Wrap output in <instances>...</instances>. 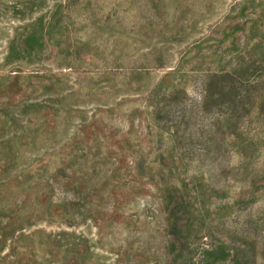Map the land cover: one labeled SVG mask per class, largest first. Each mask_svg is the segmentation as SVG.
Instances as JSON below:
<instances>
[{
    "label": "rangeland",
    "instance_id": "obj_1",
    "mask_svg": "<svg viewBox=\"0 0 264 264\" xmlns=\"http://www.w3.org/2000/svg\"><path fill=\"white\" fill-rule=\"evenodd\" d=\"M58 7L42 51L8 65L12 39L40 17L48 26ZM235 52L263 83L225 130L213 112L233 96L205 98L202 82L229 70ZM263 56L264 0H0V207L17 205L25 234L44 244L37 264H77L62 252L44 262L40 230L87 238L94 254L81 264H169L179 254L231 264L217 259L222 248L264 264ZM175 87L189 106L182 157L147 100L159 90L161 104ZM103 173L111 184L84 207L76 192ZM205 244L217 248L212 261Z\"/></svg>",
    "mask_w": 264,
    "mask_h": 264
},
{
    "label": "trees",
    "instance_id": "obj_2",
    "mask_svg": "<svg viewBox=\"0 0 264 264\" xmlns=\"http://www.w3.org/2000/svg\"><path fill=\"white\" fill-rule=\"evenodd\" d=\"M61 12L62 8L58 7L48 26H45L42 17L38 18L30 25L27 24L23 32L17 34L9 44L5 55V61L8 65H16L18 60H21L23 56L41 52L46 45V38L51 36L53 30L56 28L55 25L59 21L58 19L61 16ZM235 55L237 62H234V64L232 63L233 66H231L229 70L226 71L222 69L221 71L209 72L202 82L205 98L214 96L218 91H224L233 96L231 101L219 104V108L215 109L213 112L216 114L220 111L223 114L221 123L225 124V130L232 127L233 117L234 115H238L240 111L237 109L239 103H244V100L249 99L253 95V92L259 90L260 84L263 83L261 80L256 79L257 75L253 72L254 68L243 62L241 54L235 52ZM235 55H233V57ZM157 92H159V90L153 89L151 95L147 98L150 106L153 108V120L160 130L171 135L173 150L182 157L186 153V142L191 140V133L186 132L188 125L185 120L189 106L183 99H178L179 94L186 95V90L175 87L172 91L163 92L161 104L156 105L154 104V99ZM260 97H262V99L257 104L258 111L264 112V95ZM246 107L247 106L243 105L240 109L244 108L246 110ZM170 117H174V119L171 120ZM213 127H215L214 124L211 128ZM198 131L200 132L199 138L206 136L205 128L202 127ZM203 151L210 153L214 152L215 148H213V145L209 143V141H206ZM111 181L112 180L107 177L105 173L99 174L97 177L86 179L84 183L86 185V191L76 192V194L82 197L84 207L88 208L91 206L93 203V194L95 195L98 190L111 184ZM53 192V187H51L49 194L51 195ZM183 204L184 202L182 200H175L174 208L176 210H182L184 208H182ZM8 205L10 206L0 207V264H37L39 260L37 249L44 246V244L39 243L37 245L34 240L32 241L31 235L28 237V235L25 234L23 218L18 215V217L16 216L17 205ZM51 208L52 204L49 203L46 207V211L51 213ZM62 216L65 217V221L71 220V218L66 217L64 214ZM170 216H172V213L169 214V217ZM80 217L83 220L86 219L84 215ZM175 223L177 224L178 220H175ZM36 233L49 242L45 244L46 248H44V250L48 253L44 254L46 257L44 258V262L54 263V257L62 252L64 256H68L67 261L81 264L89 255L94 254L88 239L77 235L75 232L62 230L54 235L52 233L47 234L45 231L40 230ZM27 238L30 240H27ZM20 243L26 246L20 248ZM62 243L66 244L63 245ZM205 245L208 246L204 248L205 254H203V258H205V256H208L210 260L211 257L215 258L217 248L215 249L213 246L210 247V244ZM63 246H65L64 251H62ZM219 253L218 260L230 262L231 264H250L249 261L240 256L239 250H235L234 252L229 248H222ZM182 257V254L175 255L169 264H187V262L184 263V261H182ZM57 263L62 264L63 262Z\"/></svg>",
    "mask_w": 264,
    "mask_h": 264
}]
</instances>
